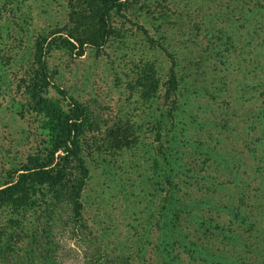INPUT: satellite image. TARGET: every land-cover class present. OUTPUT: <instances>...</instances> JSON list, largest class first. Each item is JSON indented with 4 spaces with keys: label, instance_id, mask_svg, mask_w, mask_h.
Segmentation results:
<instances>
[{
    "label": "rangeland",
    "instance_id": "1",
    "mask_svg": "<svg viewBox=\"0 0 264 264\" xmlns=\"http://www.w3.org/2000/svg\"><path fill=\"white\" fill-rule=\"evenodd\" d=\"M126 1L124 16L115 15L116 32L103 48L90 45L82 55L60 48L49 56L51 69L57 71V83L88 105L99 123L96 144L90 142L93 145L88 155L92 174L84 194L88 228L80 237L60 226L48 239L37 220L38 213L31 210L26 219L29 226L9 236L12 249L0 251V264H110L107 260L121 249L123 236H131V225L136 224L133 214L140 217L143 211L156 206V200L140 191L146 186L142 174H150L156 156L155 116L165 106L160 101L151 110L135 103L127 84L130 68L140 57L157 58L164 67L170 66L171 58L162 46L185 70L197 121L211 122V127L206 125L208 133L198 132V123L192 126V139L210 142V148L218 156L230 158L235 168L234 172L227 170L218 164L217 157L213 158L202 173L208 179L199 177L198 185L188 187L192 197L206 198L223 207L232 205V198L238 197L237 180L244 181L240 186L251 197L258 193L260 184L264 188L257 169L262 164L259 157L263 145L258 140L263 137V124L256 118L264 106V85L263 94L246 86L253 76V61L264 65V15H256L257 19L251 16L252 0ZM77 3L78 0H0V180L45 144L47 136L38 116L26 110L25 115L21 114L25 97L18 82L31 62L36 37L58 29L66 35L73 26L72 8ZM146 33L155 39L154 43L148 41ZM254 94H258L255 99ZM48 95L59 97L53 88ZM249 110V116L243 114ZM127 118L134 121L139 145L110 152L104 148L109 142V128ZM253 124L261 127L253 129ZM99 144H103L100 151ZM203 159L194 162L202 164ZM235 172L240 175L236 180ZM136 178L137 185L130 186L129 181L132 184ZM252 203L251 216L259 228H264V216H260L264 209L259 208V199L250 200ZM216 211L204 208L199 214L222 222L228 218L225 210L221 211L222 218ZM9 218L10 214L3 210L0 219L6 228ZM8 235L3 236L5 241ZM46 241H52L50 255H46L51 249V245L46 247ZM100 255L104 256L101 262L97 261Z\"/></svg>",
    "mask_w": 264,
    "mask_h": 264
},
{
    "label": "trees",
    "instance_id": "2",
    "mask_svg": "<svg viewBox=\"0 0 264 264\" xmlns=\"http://www.w3.org/2000/svg\"><path fill=\"white\" fill-rule=\"evenodd\" d=\"M252 2L251 16L256 19V15L263 16L264 0ZM126 4V0H78L72 8L73 26L66 35L60 34L62 30L58 29L36 37L31 62L22 71L18 88L25 97L21 114L25 115L26 110L38 116L47 139L43 148L29 154L19 168H12L8 176L0 180V218L3 210L10 214L7 228L0 219V251L12 249L9 236L18 228L29 226L26 219L31 210L38 213L37 220L48 239L60 226L72 229L80 237L83 229L88 228L84 215V194L92 175L88 155L90 147L96 144L95 131L99 123L88 105L57 83V71L51 69L49 56L60 48L78 55L90 45L95 49L103 48L116 32L115 15L123 17ZM147 39L155 41L150 35ZM162 48L171 58L170 66L164 67L157 58L138 57V62L130 68L127 84L135 103L151 110L152 105L160 101L165 106L155 116L156 156L150 174H142L146 186L140 191L156 200V206L143 211L140 217L133 214L136 224L131 225V236H123L121 249H116L115 255H110L107 261L110 264H264V228L257 226L250 212L254 205L250 200L259 199V208L264 209L261 184L258 193L251 197L240 186L244 181L237 180L238 197L232 198V205L223 207L207 202L206 198H193L188 191V187L198 185L199 177L208 179L202 173L215 157L227 170L234 172L235 168L230 158L218 156L215 149L210 148V142L192 139V126L198 123V132L208 133L210 129L206 125L210 126L211 122L197 121L185 70L167 48ZM254 62L253 83L246 82V86L261 93L264 65L259 60ZM51 88L59 97L48 95ZM257 95L254 94L253 99ZM250 110L243 114L249 116ZM257 113L256 118L263 126L253 124L251 127H261L263 137L258 141L264 147V106ZM106 141L109 142L104 148L119 153L138 147L140 135L134 121L127 118L124 123L109 128ZM102 146L99 144V151ZM263 147L259 157L262 164L257 169L264 182ZM195 159L204 161L199 164L201 162L195 163ZM238 176L235 172V180ZM137 180L132 184L129 181L130 186L137 185ZM132 196L136 198L135 194ZM204 208L216 209L219 218L225 210L228 218L222 222L199 214ZM260 216H264V211ZM5 234H9L7 241L3 238ZM45 244L47 247L52 241ZM52 249L51 245L46 255H50ZM103 257L100 255L97 261L101 262Z\"/></svg>",
    "mask_w": 264,
    "mask_h": 264
}]
</instances>
